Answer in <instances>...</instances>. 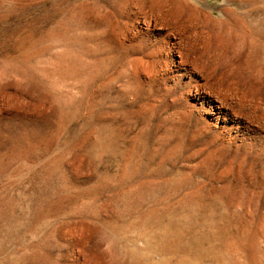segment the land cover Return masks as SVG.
<instances>
[{"label": "rangeland", "instance_id": "374dc122", "mask_svg": "<svg viewBox=\"0 0 264 264\" xmlns=\"http://www.w3.org/2000/svg\"><path fill=\"white\" fill-rule=\"evenodd\" d=\"M0 264H264V0H0Z\"/></svg>", "mask_w": 264, "mask_h": 264}]
</instances>
